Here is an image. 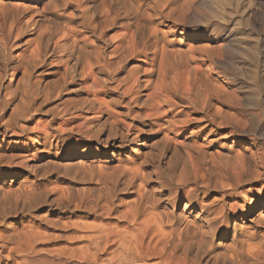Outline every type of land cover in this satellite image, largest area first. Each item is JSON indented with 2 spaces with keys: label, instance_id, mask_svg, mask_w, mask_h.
I'll return each mask as SVG.
<instances>
[{
  "label": "bare ground",
  "instance_id": "1",
  "mask_svg": "<svg viewBox=\"0 0 264 264\" xmlns=\"http://www.w3.org/2000/svg\"><path fill=\"white\" fill-rule=\"evenodd\" d=\"M12 8L0 264H264V108L235 89L264 75L262 2Z\"/></svg>",
  "mask_w": 264,
  "mask_h": 264
},
{
  "label": "rangeland",
  "instance_id": "2",
  "mask_svg": "<svg viewBox=\"0 0 264 264\" xmlns=\"http://www.w3.org/2000/svg\"><path fill=\"white\" fill-rule=\"evenodd\" d=\"M9 1H10L11 6L14 7L11 10H18L19 14H24L25 13L26 15L27 14H35V9H37V8L39 9L38 12L43 11L42 10V6L46 2V0H41L38 3L35 2L34 0H9ZM90 1L91 0H89V1L87 0L88 3ZM260 2H262V5H264L263 4L264 0H260ZM36 4L39 5V6L35 7ZM46 11L47 10H44L43 12H46ZM48 13H52L53 14V11H48ZM67 13H69V12L67 11ZM65 15H68V14H65ZM84 15H85V12H84ZM60 21L63 22V20H60ZM51 25H54V24H45V27H50ZM54 26L56 27V25H54ZM32 38L33 37H31V36L27 37V39H32ZM263 39H264V37H263ZM187 43H191V41H187ZM263 44H264V40H263ZM244 61H245V62H243L244 64L241 66V67H243V66L244 67L243 68H239L240 69V73H241V78L238 81V85L236 86L235 89H236V91L239 89V91H237L238 92L237 94L239 95V97L241 95L240 99L242 98L241 99V101H242L241 104L243 106L242 109H244L245 113L248 114V113L256 112L257 110H260V109L264 108V75L262 76L261 74H258V76L256 78V81H251L250 82L248 80L247 75H246V72L248 74V70H250V66L248 64L249 61L248 60H244ZM242 73H243V75L245 74L244 77H243ZM259 80H260V83H259ZM247 82H249V83H247ZM244 83H246V84H244ZM242 85L244 87H242ZM239 87H241V88H239ZM251 95H252V97H255V98H252Z\"/></svg>",
  "mask_w": 264,
  "mask_h": 264
}]
</instances>
